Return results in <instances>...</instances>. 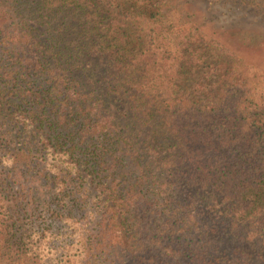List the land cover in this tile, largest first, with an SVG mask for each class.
Instances as JSON below:
<instances>
[{"label": "trees", "instance_id": "trees-1", "mask_svg": "<svg viewBox=\"0 0 264 264\" xmlns=\"http://www.w3.org/2000/svg\"><path fill=\"white\" fill-rule=\"evenodd\" d=\"M0 264H264V75L182 2L0 0Z\"/></svg>", "mask_w": 264, "mask_h": 264}, {"label": "rangeland", "instance_id": "rangeland-1", "mask_svg": "<svg viewBox=\"0 0 264 264\" xmlns=\"http://www.w3.org/2000/svg\"><path fill=\"white\" fill-rule=\"evenodd\" d=\"M206 32L221 39L226 46L264 75V0H174ZM105 65V63H104ZM99 64L102 72L106 67ZM26 215L24 225L38 231L50 223L49 214ZM45 217V218H44ZM63 229L65 226H57ZM59 241L56 244L59 245Z\"/></svg>", "mask_w": 264, "mask_h": 264}]
</instances>
